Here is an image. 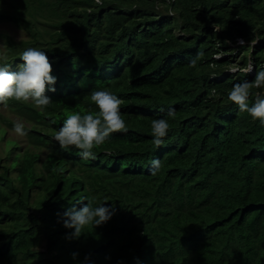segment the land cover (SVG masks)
Masks as SVG:
<instances>
[{
  "label": "trees",
  "instance_id": "trees-1",
  "mask_svg": "<svg viewBox=\"0 0 264 264\" xmlns=\"http://www.w3.org/2000/svg\"><path fill=\"white\" fill-rule=\"evenodd\" d=\"M0 21L29 34L5 35L9 71L34 47L56 78L43 110L3 104L28 133L0 149V264H264V127L227 99L264 71V0H0ZM97 90L123 101L128 130L85 160L52 136L97 113ZM13 123L0 113L1 139ZM81 200L115 212L73 238L61 214Z\"/></svg>",
  "mask_w": 264,
  "mask_h": 264
},
{
  "label": "clouds",
  "instance_id": "clouds-1",
  "mask_svg": "<svg viewBox=\"0 0 264 264\" xmlns=\"http://www.w3.org/2000/svg\"><path fill=\"white\" fill-rule=\"evenodd\" d=\"M97 5L102 6V0H95ZM242 38H237V43H243ZM202 55V54H200ZM23 63L18 65V70L9 71V63L6 56L0 57V104H7L9 100L17 102L31 101L34 107L43 110L52 102L46 95L47 91H55L54 84L56 78L51 75V63L45 51L29 47L19 56ZM196 60L191 61L195 66ZM254 65L251 61L247 63L245 71L253 72ZM235 71L234 69H231ZM264 88V71L256 74L254 81H244L236 83L228 92L227 99L235 104L240 112H246L252 120L259 121L264 127V95L259 92L255 95V100L249 104V97L252 89ZM90 99L97 106V113L84 114L75 113L64 119L62 126L54 132L52 139L58 143L63 151L75 149L77 154L85 160L95 159L94 147L102 145L110 139L111 134L117 132H127L128 128L121 118L120 106L123 101L111 92L97 90L92 91ZM163 109H161L162 111ZM174 108H169L168 116H174ZM170 130L168 120L164 118L153 119L151 122L152 143L156 148L163 145V138ZM13 131L19 136H26L28 129L22 122L13 123ZM160 167L159 159L151 162L152 174ZM93 206V201L86 203L78 201L81 206L75 205L67 208L61 219L65 228L74 229L71 237L78 238L87 226L92 228L106 223L115 212V208L105 202ZM73 253V257H75ZM87 259V257H86Z\"/></svg>",
  "mask_w": 264,
  "mask_h": 264
},
{
  "label": "rangeland",
  "instance_id": "rangeland-1",
  "mask_svg": "<svg viewBox=\"0 0 264 264\" xmlns=\"http://www.w3.org/2000/svg\"><path fill=\"white\" fill-rule=\"evenodd\" d=\"M5 35L11 36L15 40H19L24 37H27L29 34L26 32L25 27L18 26L17 24L11 21H2V22L0 21V50L4 48ZM18 65L19 64H16L14 68H18ZM234 68H235L234 66L231 67V69H234ZM0 113L2 115H7L11 117L14 122H21V120L17 116H15L12 111H9V109L3 104L0 105ZM5 137L15 139L17 143L22 146H24L26 142V136H23V137L19 136L13 131V127H9L6 125V132L4 134V137L3 139L0 138V149H1V146L4 145Z\"/></svg>",
  "mask_w": 264,
  "mask_h": 264
}]
</instances>
